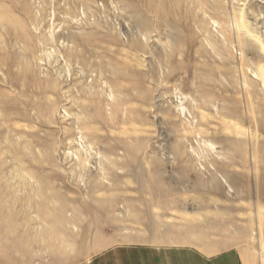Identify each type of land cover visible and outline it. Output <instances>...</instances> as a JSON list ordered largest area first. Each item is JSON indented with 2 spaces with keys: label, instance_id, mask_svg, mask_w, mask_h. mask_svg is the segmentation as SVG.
Listing matches in <instances>:
<instances>
[{
  "label": "rangeland",
  "instance_id": "374dc122",
  "mask_svg": "<svg viewBox=\"0 0 264 264\" xmlns=\"http://www.w3.org/2000/svg\"><path fill=\"white\" fill-rule=\"evenodd\" d=\"M0 264H264V0H0Z\"/></svg>",
  "mask_w": 264,
  "mask_h": 264
}]
</instances>
